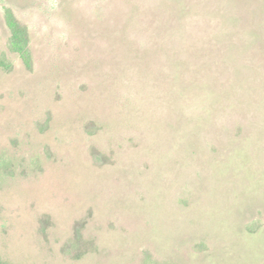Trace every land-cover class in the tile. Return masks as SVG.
Segmentation results:
<instances>
[{
  "label": "rangeland",
  "instance_id": "obj_1",
  "mask_svg": "<svg viewBox=\"0 0 264 264\" xmlns=\"http://www.w3.org/2000/svg\"><path fill=\"white\" fill-rule=\"evenodd\" d=\"M0 55V264H264V0H0Z\"/></svg>",
  "mask_w": 264,
  "mask_h": 264
},
{
  "label": "trees",
  "instance_id": "obj_2",
  "mask_svg": "<svg viewBox=\"0 0 264 264\" xmlns=\"http://www.w3.org/2000/svg\"><path fill=\"white\" fill-rule=\"evenodd\" d=\"M8 25L10 29V49L13 52H16L25 64H28L30 60V50L29 38L26 29L17 20H15L11 14L8 17ZM3 65H5V62L0 55V67Z\"/></svg>",
  "mask_w": 264,
  "mask_h": 264
}]
</instances>
